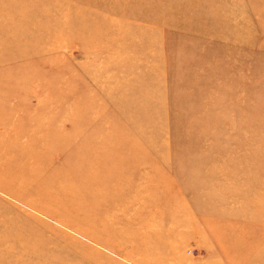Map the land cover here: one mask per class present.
I'll list each match as a JSON object with an SVG mask.
<instances>
[{"label": "rangeland", "instance_id": "obj_1", "mask_svg": "<svg viewBox=\"0 0 264 264\" xmlns=\"http://www.w3.org/2000/svg\"><path fill=\"white\" fill-rule=\"evenodd\" d=\"M0 264H264V0H0Z\"/></svg>", "mask_w": 264, "mask_h": 264}, {"label": "bare ground", "instance_id": "obj_2", "mask_svg": "<svg viewBox=\"0 0 264 264\" xmlns=\"http://www.w3.org/2000/svg\"><path fill=\"white\" fill-rule=\"evenodd\" d=\"M61 141V139H58V138H53L52 137V139H51V146H55V145H57L59 142ZM61 144V143H60Z\"/></svg>", "mask_w": 264, "mask_h": 264}]
</instances>
